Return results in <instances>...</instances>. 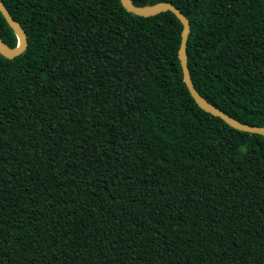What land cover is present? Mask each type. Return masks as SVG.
I'll return each mask as SVG.
<instances>
[{
    "label": "trees",
    "instance_id": "1",
    "mask_svg": "<svg viewBox=\"0 0 264 264\" xmlns=\"http://www.w3.org/2000/svg\"><path fill=\"white\" fill-rule=\"evenodd\" d=\"M1 1L0 264H264V134L196 103L176 15ZM160 1L196 91L264 126V0Z\"/></svg>",
    "mask_w": 264,
    "mask_h": 264
},
{
    "label": "water",
    "instance_id": "2",
    "mask_svg": "<svg viewBox=\"0 0 264 264\" xmlns=\"http://www.w3.org/2000/svg\"><path fill=\"white\" fill-rule=\"evenodd\" d=\"M120 1L127 10L142 16L153 15L164 10L172 11L182 23L181 42L178 50V56L182 68L184 82L196 103L205 111H208L213 115L219 116L228 125L235 129L247 131L250 133L264 134V126H255L240 122L239 120L229 116L222 110L209 103L196 91L191 81L189 70L187 67L186 40L189 32V22L185 15L180 12L178 8H176L173 4L168 1H160L155 4L146 6H137L133 4L131 0ZM0 12L18 38V44L16 46H9L0 38V53L6 57L12 58L20 54L27 46V34L25 30L21 27V25L12 18V16L9 14L8 10L3 5V2L1 0Z\"/></svg>",
    "mask_w": 264,
    "mask_h": 264
}]
</instances>
